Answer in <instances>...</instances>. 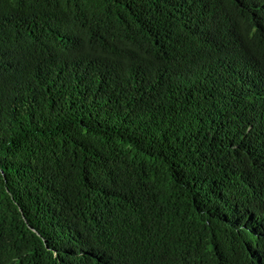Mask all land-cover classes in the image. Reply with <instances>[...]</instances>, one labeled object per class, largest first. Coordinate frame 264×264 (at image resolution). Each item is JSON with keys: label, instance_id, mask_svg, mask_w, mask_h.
<instances>
[{"label": "trees", "instance_id": "16d2710c", "mask_svg": "<svg viewBox=\"0 0 264 264\" xmlns=\"http://www.w3.org/2000/svg\"><path fill=\"white\" fill-rule=\"evenodd\" d=\"M0 264H264V0H0Z\"/></svg>", "mask_w": 264, "mask_h": 264}]
</instances>
